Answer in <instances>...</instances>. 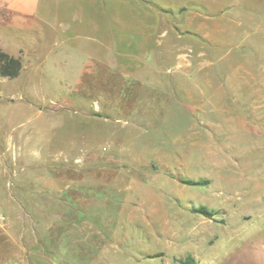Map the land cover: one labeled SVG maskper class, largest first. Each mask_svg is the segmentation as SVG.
I'll return each instance as SVG.
<instances>
[{"label": "rangeland", "instance_id": "374dc122", "mask_svg": "<svg viewBox=\"0 0 264 264\" xmlns=\"http://www.w3.org/2000/svg\"><path fill=\"white\" fill-rule=\"evenodd\" d=\"M116 2L105 35L76 18L42 45L29 28L0 41L23 65L0 77L14 205L0 264H264V0ZM195 78L250 102L210 114Z\"/></svg>", "mask_w": 264, "mask_h": 264}, {"label": "crops", "instance_id": "0c3cea01", "mask_svg": "<svg viewBox=\"0 0 264 264\" xmlns=\"http://www.w3.org/2000/svg\"><path fill=\"white\" fill-rule=\"evenodd\" d=\"M105 2L106 0H0V41L3 39L6 40V32L13 38L21 40V37L23 36L21 34H25L29 28V30L33 29L34 32H36L35 41L42 45L46 36L45 31H49V33L53 34V36H65L67 34L66 32H68V29L70 28L71 20L76 18L82 19V23L80 25H85L86 27L94 29L105 35L107 34L106 31L111 30V28L109 30L107 24ZM111 3L112 7L117 8L116 0H111ZM230 7L232 8L233 6ZM113 15V18L116 20L117 13H113ZM196 26V33L198 32V34H202L204 36L206 33H204L205 30H203V26H201L200 23ZM169 35L170 34L167 33L165 38ZM162 36L163 34L156 36L157 39L153 41H157L160 45L162 43ZM206 36L208 37L209 35L207 34ZM187 40V38L184 36L182 37L181 35L176 38V42L180 44L188 42ZM192 40L193 39L191 38L189 39V41ZM150 41L152 40H149L148 42ZM169 42L171 41L168 40L165 42L166 48L164 49L162 55L168 51L167 48L169 47V44H171ZM59 48L60 46L58 49ZM0 50L5 52L1 47ZM212 50L213 49H206L203 46H197L196 49L191 47L189 52L195 53V57L200 59L219 57L217 56L218 54H214L215 50ZM186 51L188 52V50H185L181 51L179 55H175L176 57L184 56ZM5 53L17 58L16 53L12 54L9 51ZM211 64L212 63L210 62L206 65H200V67L195 70V74L199 75L201 72L203 73L204 70H211L210 72L212 73L215 72L212 69ZM175 69L176 78L173 79V82H178L180 79H183L185 71H183L182 67L180 68V65L176 66ZM195 79L196 80L192 82V85H195L196 87V89H193L196 91L195 104L204 108L205 111L210 112V114L215 112H226L224 108L220 109L218 106L226 107L230 104L239 105L245 102H250L249 95L245 94L243 91V85L238 84V87H236V84L234 83H222L219 85L218 83L213 84L210 82H206L205 85L203 82L198 83L197 78ZM239 91H242V93ZM9 133L10 132L0 134V136L9 137ZM1 158L2 157H0V230L4 229L10 233L9 230L12 227L10 208L11 205H14H10L13 201H11L12 196L8 188L10 182L12 181V168ZM3 211H6V215L2 214ZM4 220H6V222H4Z\"/></svg>", "mask_w": 264, "mask_h": 264}, {"label": "trees", "instance_id": "16d2710c", "mask_svg": "<svg viewBox=\"0 0 264 264\" xmlns=\"http://www.w3.org/2000/svg\"><path fill=\"white\" fill-rule=\"evenodd\" d=\"M22 68L23 65L20 58H15L0 50V77L7 78L10 80L16 79L20 76ZM186 184L191 186H201L208 184V182L187 181ZM197 212L206 217L212 216V213L206 207H200ZM179 263L198 264V262L192 255H188L185 258L179 259Z\"/></svg>", "mask_w": 264, "mask_h": 264}]
</instances>
